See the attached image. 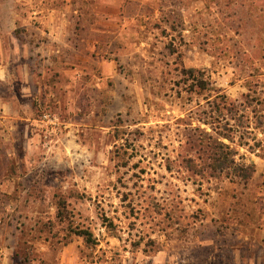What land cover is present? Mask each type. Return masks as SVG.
<instances>
[{"label": "rangeland", "instance_id": "obj_1", "mask_svg": "<svg viewBox=\"0 0 264 264\" xmlns=\"http://www.w3.org/2000/svg\"><path fill=\"white\" fill-rule=\"evenodd\" d=\"M53 1L51 7L62 9L71 2ZM74 2L79 0H72L68 7ZM263 3L264 0H245L246 6L252 4L246 9L252 15L249 16L253 18L252 26H248V17L215 22L202 12L200 26L204 28L210 22L205 27L210 28L202 32L208 33L207 48L213 55L189 50L186 62L190 66L212 68L207 72L211 75L212 100L220 91L257 98L264 72V50L261 49L264 15L258 17V8ZM102 4L118 8L116 0H104ZM197 6L204 8V4ZM235 10L236 13L243 11L238 5ZM6 13L7 9L1 7L0 16ZM197 38L202 40V35ZM190 83L185 92L182 87L179 93L175 89L178 87L165 86L163 92L167 90L169 98L152 103V119H146L150 125L136 129L127 126L137 121L134 119L116 122V125L125 123L123 127H116L112 125L115 121H110L112 128L103 131L96 120H89V127L76 135L83 145L78 147L76 138L72 137L71 150L58 154L51 183H42L34 190L37 198L34 207L40 214L28 215L22 223V226L36 225L34 232L21 225L17 227L13 216L14 227L20 228L17 258L4 262V256L0 257V264H264V245H261V242L264 244V176L254 174L248 182L247 202L238 201L239 208L230 215L225 211L232 204L227 196L231 190L228 178L211 180L208 174H194L190 164H182L183 157L203 154L197 144H190L189 135L205 116L196 102L200 100L201 106L208 107L203 97L188 94ZM247 99L248 126L254 128L260 124V114L256 116L252 111L260 103ZM232 111L236 116L237 111ZM237 118L240 117L237 115ZM235 120L238 123L239 119ZM242 123L246 132L245 119ZM221 126L223 132L225 122ZM200 127L210 130L211 126L201 124ZM244 137L251 146L255 144L249 134L245 133ZM126 140L129 149L121 148ZM254 154L261 155L262 151ZM170 166L171 171L167 169ZM151 204L158 206L157 209ZM49 206H54L56 212L48 213ZM243 206L250 210L246 216ZM216 207L222 208L218 214ZM172 217L174 222L171 220L172 225L168 226ZM110 222L114 227H110ZM236 222L245 224L241 233L253 241L231 248L226 244L237 241L238 234L230 229ZM200 223L213 226L200 227ZM83 230L91 232L89 241L79 235ZM140 242L138 248L135 244ZM151 244L154 247L158 244L162 250L147 256L143 250L153 252ZM236 254L242 261H234Z\"/></svg>", "mask_w": 264, "mask_h": 264}, {"label": "crops", "instance_id": "obj_2", "mask_svg": "<svg viewBox=\"0 0 264 264\" xmlns=\"http://www.w3.org/2000/svg\"><path fill=\"white\" fill-rule=\"evenodd\" d=\"M102 1L79 0L68 7L71 0L62 9L51 7L53 0H0V8L7 9L0 16V257L4 262L17 258V227L26 216L40 214L34 207V190L51 183L58 154L71 150L72 137L78 147L83 145L76 135L89 127V120H96L103 131L112 128L110 121L116 125L134 119L127 126L136 129L150 125L146 119H152V103L169 98L165 86H185L186 71L212 70L190 66L186 60L189 50L202 51L197 36L210 28H205L210 22L201 28L202 12L215 22L216 15L194 7L196 27L183 30L174 23L180 16L179 0H116L118 8L104 7ZM165 16L169 23L162 21ZM260 80L257 94L264 105V72ZM242 95L228 94L230 103H243ZM196 104L199 108L201 101ZM261 115L263 127L254 131L258 139H264V109ZM235 142L237 159L254 164L255 176H264V150L256 156L238 139ZM229 185L232 204L225 211L231 215L239 208L238 201L247 202L249 183L229 180ZM242 208L248 215L250 210ZM48 209L56 212L54 206ZM215 211L218 214L222 208ZM244 225L230 226L237 241L226 245L236 248L253 241L241 233ZM204 226L213 224L200 225ZM22 227L34 232L36 225ZM237 255L234 261H242Z\"/></svg>", "mask_w": 264, "mask_h": 264}, {"label": "trees", "instance_id": "obj_3", "mask_svg": "<svg viewBox=\"0 0 264 264\" xmlns=\"http://www.w3.org/2000/svg\"><path fill=\"white\" fill-rule=\"evenodd\" d=\"M198 4H204V8L202 10L206 14L209 13L211 15L212 14L216 15V19L220 21L224 20L226 22V21L234 20L235 18L239 19L240 16L248 17V18L252 16V15H249L247 13L248 10H246L247 8L251 7L252 4H248V6H246L245 0H179V4H178L179 6L178 5L176 6L179 7L178 14L180 16L177 19V21H174V23H178L179 27H182L183 30H188V29L193 30L195 26L194 24L196 23V21L194 22L192 20L193 17L195 16L192 14V10H193L192 8L198 7L197 6ZM237 5L240 6V9L243 10L240 13L235 12L236 11L235 7H237ZM160 8L162 9L161 5H160ZM182 10H183V14L180 12ZM258 10H259L258 17L260 18L264 15V3L259 6ZM245 13H247L246 16H243ZM190 18H191V21H190L191 26L187 25V20ZM207 19L209 18L207 17ZM162 21L169 23L170 20L165 16L164 19H162ZM252 24H253V18L252 19L250 18L248 26L249 25L252 26ZM154 26H160V25L155 24ZM178 31L181 37L182 32H180V30ZM201 35H202V40L200 39V49L203 52H206V53L208 52V54L213 55L210 51H208V48H207L210 42L208 33L206 31H205V34L201 32L200 38H201ZM182 38L183 40H185V37H182ZM261 40L263 39L261 38ZM185 45L186 46L188 45L187 42H185ZM261 49L264 50V47ZM263 58H264V55L262 56V59ZM184 74L186 76V84L185 86H183L182 90H184L185 92L188 82L191 81L190 86H189V88L191 87V89L187 91L188 94L192 93V94L198 95L199 97H203L204 100L207 102L208 107H204L200 105L199 108L200 109L203 108L202 109L203 112L202 111L201 112L205 116L204 118L199 120V126L194 128L193 129L194 132H191V134L189 135L190 144H193V143L197 144L200 147L199 150L202 151L203 154L200 155L197 153L196 157L192 155L189 157H183L182 164L184 163L190 164L191 170L195 171L194 174L196 175L208 174L209 175L208 177L211 180L215 178L219 179V177L226 176L228 180H231V181L238 180L240 182H244L247 184L255 174V171H256L255 165L252 163L245 162L242 157L237 159L239 152L236 149V147H233V143H236L235 142L236 139H239L238 141L239 145L248 147L251 153H257V151L264 150V139L263 138L258 139L257 136L254 134L255 133L254 131L256 129H259L263 124L261 113L264 109V105H262V102L258 99V96L256 98L255 96L253 97V96H248V95L246 96L242 95L243 103L241 104L230 103V99L224 91L218 92L214 98L215 100H212V95L210 94V92L213 87H212V82H211V75L207 73V70H199V71L189 70L188 72L186 71ZM181 88L182 87L180 86L175 89H177V92H178V91H181ZM217 98H220L218 102L216 100ZM247 98H250L251 102L252 101L255 102L257 100L260 103L258 105V108L252 111V113H254L256 116L258 113L260 114V124L259 126L256 125V127L254 128L248 126L249 125L248 110L250 107L248 106L249 99ZM204 108H206V110H204ZM232 110L237 111L235 112L236 116H233ZM241 110L243 111V113L240 115L239 112ZM224 111H227L228 115H225ZM237 115L238 116L240 115V118H237ZM229 116L231 117V119ZM210 119H212L213 122H209L208 120ZM235 119H239L238 123L236 122L235 124H232L231 121ZM242 119H245L246 121V128H245L246 132H243L244 126L242 123ZM222 122L223 123L225 122V128L223 127V130H224L223 132L220 131L222 128L221 126ZM201 124L211 126L210 130L207 128L200 127ZM245 133L249 134L252 137V140L255 143L253 146L250 145L249 139L246 140V138L244 137ZM225 140H228L229 143L225 142ZM121 148L129 149L127 140H126V144L121 145ZM178 160H180L179 156H178ZM196 163H198L197 164L198 167L195 166ZM195 168L196 169L198 168L199 170H196ZM167 169L171 171V166ZM150 206L154 209H157L158 207L155 204H151ZM167 214H170V213H167ZM171 220L172 222H174L173 217L170 218L168 226L172 225ZM200 225H203V223H200ZM110 227H114V225L111 222H110ZM79 235L86 237L88 241L92 237V234L89 230H83L79 233ZM152 243H155V241H152ZM135 245H137V247L140 248L141 242ZM151 247H154L153 244H151ZM161 250L162 248H160V246H158L157 244L156 247H154L153 252H149L145 248V250H143V253L149 256V255H155Z\"/></svg>", "mask_w": 264, "mask_h": 264}, {"label": "built area", "instance_id": "obj_4", "mask_svg": "<svg viewBox=\"0 0 264 264\" xmlns=\"http://www.w3.org/2000/svg\"><path fill=\"white\" fill-rule=\"evenodd\" d=\"M259 151H257V153H258Z\"/></svg>", "mask_w": 264, "mask_h": 264}]
</instances>
